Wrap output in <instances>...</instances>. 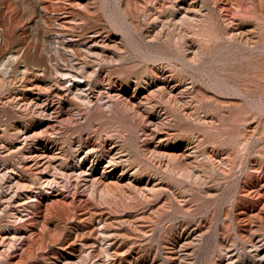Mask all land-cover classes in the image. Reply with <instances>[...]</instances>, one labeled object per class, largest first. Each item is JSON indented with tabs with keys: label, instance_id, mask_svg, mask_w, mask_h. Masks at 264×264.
<instances>
[{
	"label": "rangeland",
	"instance_id": "rangeland-1",
	"mask_svg": "<svg viewBox=\"0 0 264 264\" xmlns=\"http://www.w3.org/2000/svg\"><path fill=\"white\" fill-rule=\"evenodd\" d=\"M144 2L0 0V264H264V218H239L264 211V0ZM58 55L84 74L62 89ZM82 100L128 115L87 133Z\"/></svg>",
	"mask_w": 264,
	"mask_h": 264
},
{
	"label": "bare ground",
	"instance_id": "bare-ground-1",
	"mask_svg": "<svg viewBox=\"0 0 264 264\" xmlns=\"http://www.w3.org/2000/svg\"><path fill=\"white\" fill-rule=\"evenodd\" d=\"M39 2H40V4H41V7H40V11H41V13L43 14V13H46V8L44 7V0H39ZM162 3L161 4H159V1H157V0H145V2H144V4L142 5V7H141V11L144 13V15L145 16H147V15H149V11H157L158 9H160V10H158L157 12H159V13H164L165 11H167L168 12V15L170 14L171 16H176V14H178V12H179V10H180V8H178V5H179V3L180 2H182V0H178V2H176V1H174V0H162L161 1ZM166 3H168V4H170V8H165L166 10L164 11V8L163 7H166V6H163V5H165ZM89 5H90V2H88V4H84L83 5V8L84 9H86V11H89L88 10V7H89ZM91 6V5H90ZM137 10H139V9H137ZM162 10V11H161ZM140 11V10H139ZM140 11V12H141ZM76 15H79V20L80 19H82V21H83V23H85L86 24V22H87V20H86V17H87V14L85 13V14H81L80 12H76ZM151 15V14H150ZM166 15H167V13H166ZM147 19V18H146ZM54 21V20H53ZM56 21V20H55ZM68 21H70V20H68ZM77 20L76 19H73L72 18V22L70 23V25L68 24V22H67V24L68 25H66V24H62L61 25V23H60V27H61V29L60 30H56L55 31V34L58 36L57 38H59L58 40H62V38H64V35H66V33L68 32V31H70L71 32V30H73V29H77V28H81V30H82V28H83V26H81V25H77V24H75V22H76ZM41 23H42V27H44L45 28V26H47L48 25V23H46V21L45 20H43V21H41ZM63 23V22H62ZM56 24H58V23H56ZM59 26V25H58ZM55 29V28H54ZM57 29V28H56ZM78 30H80V29H78ZM45 32V31H44ZM43 32V33H44ZM84 32V31H83ZM78 33H81V32H78ZM77 33V34H78ZM74 34V33H73ZM43 35V34H42ZM45 35V34H44ZM75 35V34H74ZM73 35V36H74ZM80 35V34H79ZM82 35V34H81ZM83 36V35H82ZM43 37V36H42ZM54 37H55V35H54ZM76 37V36H75ZM74 37V38H75ZM81 37V36H80ZM53 39V38H52ZM55 39V38H54ZM73 39V38H72ZM78 39V38H77ZM56 40V39H55ZM64 40V39H63ZM80 40V39H79ZM52 41V40H51ZM57 41V40H56ZM59 42V41H58ZM43 43V45H44V42H42ZM46 43V42H45ZM51 44L52 43H49V46H48V44H47V46L49 47V51H51V48H52V46H51ZM46 45V44H45ZM44 47V46H43ZM53 49V48H52ZM73 49H75V48H73ZM73 49H70V48H65V50H67V51H70L69 53H67V55L68 56H72V57H76L75 59H77V57L78 58H80L81 57V55H80V57H79V54H78V52H77V50L75 49V50H73ZM60 52H61V50H59ZM58 51V52H59ZM57 52V50L54 52V54ZM57 52V53H58ZM65 52V51H64ZM51 53L53 54V52L51 51ZM62 53V52H61ZM64 54V53H63ZM40 55H42V53L40 54ZM65 55V54H64ZM66 55V56H67ZM57 56V55H56ZM59 56L60 55H58V58H59ZM65 56H63L62 55V57L60 56V58L61 59H59V60H62L63 61V64H61L60 62H58L57 60H55V59H57V57H55L54 58V56H51V59L53 60H55V61H57V62H55L54 63V67H51V66H48V65H46V63L44 62V64H43V66H44V69H43V72H44V75H52V78L53 77H57V78H53V81L55 80V84L53 83V85H57V86H59L60 88H61V86H63V84L64 83H66V82H68V81H70L71 80V78L73 77V78H76V77H84V74H77V69H75V65L77 64L76 62V64L74 63H71V61H69L70 59V57H68V59L66 60V58L67 57H65ZM83 57V56H82ZM81 57V58H82ZM83 58H85V57H83ZM44 59V57H42V60ZM42 60H39V61H41V63H43V61ZM53 60V61H54ZM79 60V59H78ZM38 61V62H39ZM45 61V60H44ZM73 62V61H72ZM82 62V61H81ZM38 64V63H37ZM63 65H65V66H63ZM83 69H81L82 70V73H83V71H84V68L85 67H90V63L89 62H84L83 61ZM111 65L109 64V63H106V62H103L102 61V64H101V66H99V67H101L103 70H100V71H108V74L106 75V80L107 81H111V77H112V75L115 73L114 72V70H110V69H107V68H109ZM78 68V67H77ZM1 69V68H0ZM73 69V70H72ZM72 72H74V73H72ZM81 72V71H80ZM93 72H95V71H93ZM85 76H87V74L85 75ZM89 76H91L92 77V75H89ZM93 76H94V74H93ZM95 76H97V74L95 75ZM44 77V76H43ZM95 78V77H94ZM64 80V81H62V82H60V80ZM85 82V81H84ZM89 82V81H88ZM96 82H98V84H96V85H91L90 87H88V88H85V89H83V91L85 92V94H83V92H80L79 93V96L82 98V97H89V95H93L94 94V92L96 91V88H104L105 86H104V79H99V80H96ZM90 83V82H89ZM61 85V86H60ZM107 85H109V89L108 90H112L115 86H113V87H111L110 86V84H107ZM36 88V87H35ZM40 89V88H39ZM62 89V88H61ZM33 90V89H32ZM40 91V90H39ZM44 91V90H43ZM44 93V92H43ZM46 96V95H45ZM62 99L65 101V102H63L61 105L62 106H64V104L66 103V100L62 97ZM52 100V99H51ZM53 101V100H52ZM56 101V100H55ZM60 102V101H59ZM80 104H78V109L80 110V108L81 107H85V108H87L88 109V111L86 112V123H87V125L90 127V128H87L86 129V131L85 132H87V133H89L90 132V130L92 129V127H94L95 126V129L94 130H91V131H93V132H95L97 135H99L103 130H107V129H113V130H115V128L113 127V124H114V116H113V114H117L118 116H127L128 115V113H127V111L124 109V108H122V107H120V105L118 104V103H116V102H110V105H108L105 109L103 108V105H99V104H97V103H95L94 105H95V107H89L88 106V104L87 103H85L83 100L82 101H78ZM44 103V102H43ZM48 106V105H47ZM42 108H45L46 106L45 105H42L41 106ZM43 110V109H42ZM23 111H25V110H23ZM20 112L22 113V111L20 110ZM26 112V111H25ZM64 112H66V111H64V107H62L61 109H60V111L58 112L60 115L61 114H63ZM77 112H80V111H78L77 110ZM29 113V112H28ZM68 114H70L69 112H68ZM25 115H26V113H25ZM28 115V114H27ZM30 116H32V115H30ZM54 117V115H52V118ZM52 118H50V115L48 114V113H46V112H42L41 114H39V115H35V119H33V121H34V123H35V125L37 124H43L45 121H48V120H50V119H52ZM104 126H106V128H104ZM81 128H78V129H72V128H70V129H66V134L67 135H69V133H72V134H74V133H76V132H79L80 133V130ZM114 137H116V135H113ZM88 138H89V136H88ZM2 178V177H1ZM245 180V179H244ZM256 180V179H255ZM259 180V179H258ZM258 184V183H257ZM257 184H254V185H257ZM251 185V184H250ZM259 185V184H258ZM245 186V185H244ZM246 187V186H245ZM257 187V186H256ZM246 189V188H245ZM253 190H255V188H253ZM256 191V190H255ZM2 194V193H1ZM249 196V195H248ZM242 199V198H241ZM247 199V198H246ZM241 201V200H240ZM238 202V201H237ZM253 203V202H252ZM238 204V203H237ZM242 204V203H241ZM251 209V208H250ZM262 209V208H261ZM42 212V211H41ZM43 212H45V211H43ZM264 212V211H263ZM263 212L262 211H259V209H258V212L256 211V212H254L253 213V211L251 212V213H248V215H247V212H245V211H240V216H239V218H243L244 220H245V223H246V226L247 227H250V225H251V222L250 221H248L250 218H252V217H257V218H259V219H263L264 218V215H263ZM46 213V212H45ZM34 214V213H33ZM41 215V214H40ZM44 214H42V216H43ZM46 215V214H45ZM44 215V216H45ZM33 217V216H32ZM42 218V217H41ZM36 220H39L38 218L37 219H35V221ZM40 221V220H39ZM25 222V221H24ZM25 224V223H24ZM264 244V243H263ZM264 249V246L260 249V251H262Z\"/></svg>",
	"mask_w": 264,
	"mask_h": 264
}]
</instances>
